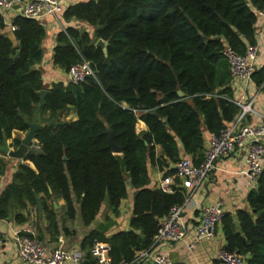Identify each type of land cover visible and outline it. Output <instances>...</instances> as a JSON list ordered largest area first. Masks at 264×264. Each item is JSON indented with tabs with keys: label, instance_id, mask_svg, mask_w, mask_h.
Returning a JSON list of instances; mask_svg holds the SVG:
<instances>
[{
	"label": "trees",
	"instance_id": "trees-1",
	"mask_svg": "<svg viewBox=\"0 0 264 264\" xmlns=\"http://www.w3.org/2000/svg\"><path fill=\"white\" fill-rule=\"evenodd\" d=\"M263 6L264 0L70 4L63 18L85 22L93 31L75 26L60 30L53 64L68 72L85 59L95 75L79 83L53 82L43 105L38 91L45 86L38 65L44 57L45 26L38 19L16 15L12 23L17 29L11 31L0 14V140L13 130L27 129L26 119L44 122L35 134L37 155H26L35 169L18 166L0 194V219L23 223L29 219L25 212L41 211L55 239L61 231L69 232L66 221L75 220L77 210L84 225L92 224L105 201L113 214H119L131 187L129 229L110 236L91 230L81 243L85 261L96 263L90 251L96 240L109 244L112 264L133 261L148 250L160 221L187 198L185 189L176 185L182 181L179 177L171 193L151 187L149 165L166 176L175 174L173 166L182 156L199 164L206 133H218L240 114L222 50L229 46L244 54L256 44ZM99 38L108 41L107 55L95 46ZM252 80L264 91V63L256 65ZM70 107L76 119L62 120ZM139 120L145 131H136ZM109 131L120 154L110 146ZM4 165L0 161V174ZM51 198L65 201L61 219ZM246 200L247 208L224 213L223 248L241 253L244 264H264V167Z\"/></svg>",
	"mask_w": 264,
	"mask_h": 264
},
{
	"label": "crops",
	"instance_id": "crops-1",
	"mask_svg": "<svg viewBox=\"0 0 264 264\" xmlns=\"http://www.w3.org/2000/svg\"><path fill=\"white\" fill-rule=\"evenodd\" d=\"M80 0H66V7ZM18 15L16 9L5 10L3 13L6 22H12L13 18ZM46 29V36L43 40L44 57L38 67L42 70L44 89L49 87L53 82H68L69 73L65 72L53 64V49L56 44L57 33L65 29L66 26H75L85 28L92 33L93 28L85 22H69L64 18L60 22L52 17L40 20ZM264 63V35L261 37L259 53L256 65ZM235 102L240 106L251 103L252 111L245 114L240 124H255L261 116L264 115V91L258 87L255 82L245 83L240 80L233 81ZM47 90V89H46ZM76 113L73 107L62 117V120H75ZM42 122V121H34ZM44 124V122H42ZM146 125L139 120L136 124V131L146 130ZM28 128L25 130H13L10 137H6L7 144L11 149H15L18 144L14 141L17 137H25ZM208 133L205 136V146L207 145ZM34 141H37L35 138ZM264 142V138L262 139ZM3 145V139L0 140V148ZM159 147H156V151ZM246 154L247 146L235 148L231 153L222 157L216 168L210 173L204 183L188 197L187 203L182 211L181 218L187 224V236L180 241H160L153 243L148 249L149 252H159L167 255L176 264H225L218 258L219 250L225 246V237L222 231L221 222L216 226L213 236L203 239L197 246L192 249L188 244L193 240L196 234V228L201 223V208L211 205L216 201H221L225 213L234 214L237 209L247 208V193L256 187V182L251 181L246 174ZM187 156V155H186ZM0 161H4V170L0 174V194L12 182L13 174L20 164H27L32 169L35 165L26 158H11L0 150ZM264 163V157H263ZM174 167V166H173ZM150 186L158 184L163 177V172L156 167L149 165ZM176 184V177L174 178ZM183 187L190 193V187L184 182L176 184ZM133 194L134 189L129 187L128 195L120 205V213L115 215L111 211L108 202L102 203L99 213L90 225H84L80 218V212L77 210V216L73 221H66L69 229L68 233H61L53 239L46 230L45 220L41 211L35 209L25 212L29 219L26 222L18 223L14 219H0V264H26L17 256V237L22 234H31L32 236H41L49 250L63 248L67 250L82 248V240L91 230H98L106 236L116 232L129 229V221L133 215ZM49 203L58 211L59 218H62L65 201L62 198H51ZM78 209V204H76ZM32 228V230H30ZM67 264H76L68 262ZM79 264H88L84 261ZM131 264H152L151 259L143 258L133 261Z\"/></svg>",
	"mask_w": 264,
	"mask_h": 264
},
{
	"label": "built area",
	"instance_id": "built-area-1",
	"mask_svg": "<svg viewBox=\"0 0 264 264\" xmlns=\"http://www.w3.org/2000/svg\"><path fill=\"white\" fill-rule=\"evenodd\" d=\"M66 8V0H0V14L5 10L16 9L18 15L26 18L42 20L52 17L58 22L63 18ZM4 18V16H3ZM5 20V19H4ZM11 31L17 29L12 22H6ZM264 35V6L258 12L257 41L249 46L244 54L237 53L233 48L226 46L222 54L227 60L231 76L234 80L245 83L252 81V75L256 69V60L259 53L261 37ZM69 79L73 83L84 81L88 76H94L95 72L89 61L83 59L73 64L69 71ZM252 111L251 103L243 105L237 118L222 128L218 133H209L204 158L199 164H194L189 156H182L175 164V174L163 176L157 186L165 192L174 191V178L179 177L190 187V193L185 202L175 205L170 212L160 221V225L154 243L160 241H180L187 236V224L181 218L182 211L191 196L200 187L210 173L216 168L218 161L231 153L235 148L247 146L246 174L248 178L257 182L263 167L264 157V115L255 124H240L245 114ZM30 148L38 151V141H32ZM221 201L201 208V223L196 228L193 240L188 244L189 248L197 246L203 239L213 236L216 226L224 216ZM32 230V228H30ZM18 258L26 264H76L85 261L82 250H67L58 248L49 250L43 240L35 236L20 235L17 237ZM95 257V264H112L110 259V246L107 242L94 241L91 249ZM149 258L152 264H176L167 255L159 252L141 251L135 260ZM218 258L225 264H244V257L237 251L219 250ZM133 260V261H135ZM133 261H122L119 264H131Z\"/></svg>",
	"mask_w": 264,
	"mask_h": 264
},
{
	"label": "water",
	"instance_id": "water-1",
	"mask_svg": "<svg viewBox=\"0 0 264 264\" xmlns=\"http://www.w3.org/2000/svg\"><path fill=\"white\" fill-rule=\"evenodd\" d=\"M107 45H108V41L102 38H99L95 42V46L101 48L105 55H107ZM47 92L48 91L46 89H41L38 91V94L40 96V105H43ZM178 94L182 96L183 92L179 90ZM25 122L28 125L27 134L25 135V137H21V136L17 137L19 144L15 149H11L9 145L7 144L6 137L5 136L3 137V145L0 148V150L11 158L22 159L27 154L37 155V151L30 148V145L32 141L35 139L36 132L43 126V123L34 122L29 119H26ZM109 140H110V146L113 152L120 154L122 149L115 143L113 139V133L111 131H109ZM38 205L39 207H41L40 199H38ZM17 256H18V249H17Z\"/></svg>",
	"mask_w": 264,
	"mask_h": 264
}]
</instances>
